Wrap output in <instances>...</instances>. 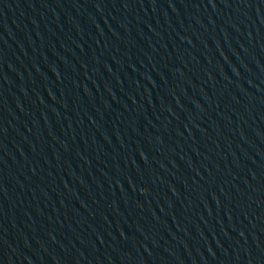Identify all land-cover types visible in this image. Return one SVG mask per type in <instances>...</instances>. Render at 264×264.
<instances>
[{"label":"water","instance_id":"obj_1","mask_svg":"<svg viewBox=\"0 0 264 264\" xmlns=\"http://www.w3.org/2000/svg\"><path fill=\"white\" fill-rule=\"evenodd\" d=\"M0 88L62 264H264V0H0Z\"/></svg>","mask_w":264,"mask_h":264}]
</instances>
